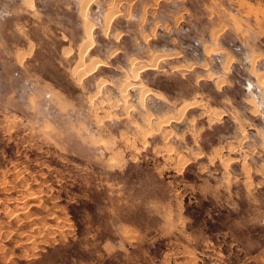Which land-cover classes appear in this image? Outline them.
<instances>
[{
	"label": "rangeland",
	"instance_id": "374dc122",
	"mask_svg": "<svg viewBox=\"0 0 264 264\" xmlns=\"http://www.w3.org/2000/svg\"><path fill=\"white\" fill-rule=\"evenodd\" d=\"M263 102L264 0H0V264H264Z\"/></svg>",
	"mask_w": 264,
	"mask_h": 264
},
{
	"label": "bare ground",
	"instance_id": "6f19581e",
	"mask_svg": "<svg viewBox=\"0 0 264 264\" xmlns=\"http://www.w3.org/2000/svg\"><path fill=\"white\" fill-rule=\"evenodd\" d=\"M29 1V0H28ZM91 1H93V0H91ZM27 2V1H26ZM28 3V2H27ZM30 3H31V1H30ZM89 3H93V2H89ZM85 7H87L86 5H85ZM89 7V6H88ZM83 9V8H82ZM81 9V10H82ZM86 9V8H85ZM84 12V11H83ZM81 13H82V11H81ZM84 15V14H83ZM87 18L88 17H86V15L84 16V19H86L87 20ZM111 20V19H110ZM87 22H89V20L87 21ZM86 26V25H85ZM87 28H86V32L85 33H87V40L86 41H88L89 42V44H88V46H91V44L94 42V35H93V32H92V28H91V26L89 27L88 25L86 26ZM85 41V40H84ZM85 41V42H86ZM82 46H85V43L82 45ZM88 49H86L85 51H87ZM220 50H219V48L218 49H216V48H213V49H210L209 47H206V49H205V53H206V55H208V54H212V53H214V52H219ZM88 52V51H87ZM84 55V54H83ZM162 58V57H161ZM233 58V57H232ZM163 59V58H162ZM233 60L231 59V61H229V65H228V67L230 66V63L232 62ZM136 63V62H135ZM154 63H152L151 64V66L153 65ZM192 65V64H191ZM206 65V64H205ZM82 66V65H81ZM83 67V66H82ZM148 67V66H147ZM147 67H145V65L144 66H142V70H145ZM190 67H192V66H190ZM227 67V68H228ZM86 68V67H85ZM84 68V69H85ZM145 68V69H144ZM149 68V67H148ZM84 71V70H83ZM138 71V70H137ZM139 75V71L137 72V74L135 73V76L134 77H137ZM211 76H213L212 74H210ZM211 78H213V77H211ZM257 82H258V84H259V86L261 87L262 86V84H263V79H262V77L260 76H258L257 78ZM138 80V79H137ZM127 81V80H126ZM221 81V80H220ZM224 81H225V79H224ZM130 82V81H129ZM252 83V82H251ZM250 83V84H251ZM220 84V82H217V85H219ZM253 85H254V83H252ZM133 87H136V88H138L137 87V84L134 82L133 84H131V82L129 83V84H127L126 85V87H125V91L127 92V90H129V89H132ZM250 87V86H249ZM253 88V87H252ZM251 88V89H252ZM124 90V89H123ZM121 91V90H120ZM142 91V90H141ZM143 91H145L144 89H143ZM251 92V94H253V98L252 99H256V95H257V98H259V94H260V92H259V89H256L255 87L250 91ZM127 94V93H126ZM145 97V96H144ZM143 99V98H142ZM145 99V98H144ZM253 101V100H252ZM254 103H255V101H253ZM257 104V103H256ZM259 104V106L256 108V110H254V112L256 111V112H258V110L260 109V111L263 113V116H264V102L263 103H258ZM168 122H169V120H168Z\"/></svg>",
	"mask_w": 264,
	"mask_h": 264
}]
</instances>
